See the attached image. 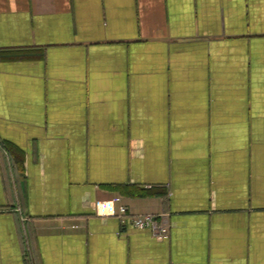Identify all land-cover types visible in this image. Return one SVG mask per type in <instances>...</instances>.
I'll return each instance as SVG.
<instances>
[{
    "label": "crops",
    "instance_id": "0c3cea01",
    "mask_svg": "<svg viewBox=\"0 0 264 264\" xmlns=\"http://www.w3.org/2000/svg\"><path fill=\"white\" fill-rule=\"evenodd\" d=\"M0 264H264V0H0Z\"/></svg>",
    "mask_w": 264,
    "mask_h": 264
},
{
    "label": "built area",
    "instance_id": "2783aa9c",
    "mask_svg": "<svg viewBox=\"0 0 264 264\" xmlns=\"http://www.w3.org/2000/svg\"><path fill=\"white\" fill-rule=\"evenodd\" d=\"M97 213L117 216L122 224L129 223L130 230H148L157 239H168L171 235V226L167 216L163 214H135L126 205H121L118 212L110 206V202L102 201L97 205ZM130 230H126L130 231Z\"/></svg>",
    "mask_w": 264,
    "mask_h": 264
},
{
    "label": "rangeland",
    "instance_id": "374dc122",
    "mask_svg": "<svg viewBox=\"0 0 264 264\" xmlns=\"http://www.w3.org/2000/svg\"><path fill=\"white\" fill-rule=\"evenodd\" d=\"M3 146V145H2ZM101 215H104V216H115V215H109V214H106V213H104V214H101ZM118 218V217H117ZM119 219V218H118ZM120 220V219H119ZM121 222V221H120ZM171 236V235H170Z\"/></svg>",
    "mask_w": 264,
    "mask_h": 264
}]
</instances>
